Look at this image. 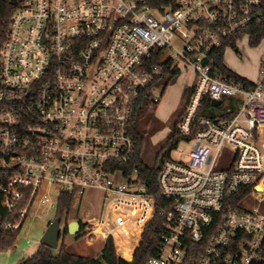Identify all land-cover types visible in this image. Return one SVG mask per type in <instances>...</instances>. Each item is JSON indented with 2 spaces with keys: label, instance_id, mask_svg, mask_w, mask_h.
Here are the masks:
<instances>
[{
  "label": "built area",
  "instance_id": "obj_1",
  "mask_svg": "<svg viewBox=\"0 0 264 264\" xmlns=\"http://www.w3.org/2000/svg\"><path fill=\"white\" fill-rule=\"evenodd\" d=\"M13 1L0 41V192L19 220L4 229L50 203L52 189L72 205L97 192L102 209L82 223L86 236L116 240L129 221L140 243L161 200L147 264H185L212 224L196 264H264V60L247 88L213 73L212 56L227 40L264 45V0ZM174 71L192 72L194 90L167 130L192 146L161 159L153 193L123 168L136 151L130 122L140 101L156 111L159 79ZM207 99L225 109L203 113Z\"/></svg>",
  "mask_w": 264,
  "mask_h": 264
},
{
  "label": "trees",
  "instance_id": "obj_2",
  "mask_svg": "<svg viewBox=\"0 0 264 264\" xmlns=\"http://www.w3.org/2000/svg\"><path fill=\"white\" fill-rule=\"evenodd\" d=\"M14 7L15 6L9 0H0V41L4 39ZM250 46H258L256 40L254 42H251ZM228 47L238 54V50L236 49L232 41L227 40L226 42H224L220 48L216 49L212 53L214 66L220 71L213 73H218L229 79L241 82L245 84L247 88H253L254 83L244 77L239 76L225 65L224 51ZM166 73L168 74V76ZM179 73L180 72L177 71L171 73H163L162 78L159 80L167 78L165 89L167 88L169 82L177 77ZM193 87L194 86L192 85L190 88H187L184 91L183 99L189 98L194 90ZM147 105L148 100H144L142 102L140 101L134 108V113L130 122V132L136 141V151L133 158L127 164L123 165V168L127 174H132L134 171H136L137 180L141 183H144L147 186L148 190L154 193L158 191V187L156 184V178L159 172V169L157 168V161L159 159L170 157L171 153L177 149L179 143L181 141H184L185 138L178 132L174 125L172 133L168 136L164 145L158 150L153 165H146L142 159V156L147 134L143 129L142 124L144 122L143 118L145 117ZM220 106H217V108ZM214 108L215 107H213L211 101L207 99L204 102L203 113L211 114ZM6 181L7 177L0 169V187L4 186L6 184ZM241 199L242 196H235V204H237ZM163 206L164 203L161 200L157 201L155 216L146 224L141 241L137 248L134 250L133 259L131 262H127L116 255L113 239L109 237L104 242L100 255L97 258L71 254L67 252L66 245L64 241H62L59 252L57 254L53 253V249L40 244L37 251L33 255L19 262L18 264H147L148 259L155 256L156 254L158 231L163 222V217L160 215V210ZM71 207V196L64 192L61 193L55 206L53 220L59 219L60 222H62L63 219L67 220ZM18 220L19 217L15 210L11 212L4 208L3 195L0 192V251L11 249L14 246L23 224L20 225L17 229H4V226L9 223L16 224ZM79 225L80 228L77 239L81 238V236L83 235L81 234V232H84L86 227L80 222ZM214 229V224L206 227V229H204L203 238L197 243H190V250L188 252L185 264H196V261L202 254L208 239L214 232ZM67 234V223H65L64 236Z\"/></svg>",
  "mask_w": 264,
  "mask_h": 264
},
{
  "label": "rangeland",
  "instance_id": "obj_3",
  "mask_svg": "<svg viewBox=\"0 0 264 264\" xmlns=\"http://www.w3.org/2000/svg\"><path fill=\"white\" fill-rule=\"evenodd\" d=\"M238 48V54L227 48L224 52V61L227 67L234 72L239 73L242 77L248 79L252 83H256L259 80V67L264 60V45L260 44L256 47L248 45L245 39L238 42L236 46ZM194 81L191 72H180L177 77L172 79L167 88L163 90V96L160 100L156 111L155 108L147 107L144 122L142 124L143 129L146 131V143L143 149L142 159L148 166H152L155 160V156L158 150L164 145L170 132L167 128L172 127L175 123L177 116L180 112V108L183 104V93L185 88L190 86ZM163 88H157L156 94H159ZM235 102L232 98H224V105ZM225 108H215L213 112L220 113ZM192 142L181 141L178 148L171 153L173 159H180L190 150ZM57 188L50 194L51 202L44 206L35 208L32 210L28 218L23 223V226L18 234L14 247L8 250L0 251V264H18L21 258H28L37 251V246L40 245V238L47 228V223L53 221L55 213L56 193ZM103 196L97 192H89L84 198L81 204L72 205L67 220L61 222V234L58 241V247L53 249V253L57 254L61 242L64 241L67 252L75 255H82L87 257L97 258L100 255L104 242L106 240H90L84 232L81 238L77 239V234H67L64 236L65 223L77 221L83 223L92 217H98L102 209ZM261 211L264 212V202L261 206ZM140 234V232H139ZM139 238V235H138ZM116 255L120 258L126 259L127 262H131L133 259V253H131L130 259L121 257L116 246V240H113ZM139 241L132 243L133 248H137ZM91 245V246H90ZM35 247V248H34ZM34 248V250H32ZM134 249V250H135ZM33 251L32 253L30 251Z\"/></svg>",
  "mask_w": 264,
  "mask_h": 264
},
{
  "label": "bare ground",
  "instance_id": "obj_4",
  "mask_svg": "<svg viewBox=\"0 0 264 264\" xmlns=\"http://www.w3.org/2000/svg\"><path fill=\"white\" fill-rule=\"evenodd\" d=\"M262 187H264V179L262 181ZM118 218L120 220H123L122 216L120 215H118ZM123 225L124 226H120L117 229L118 233L115 234L116 246L118 248L120 256L130 259L131 252L133 250V247L131 246L133 244H131V242H137L140 232V226L138 224L132 225L129 223V221H127ZM96 233L98 234V230L96 231Z\"/></svg>",
  "mask_w": 264,
  "mask_h": 264
},
{
  "label": "water",
  "instance_id": "obj_5",
  "mask_svg": "<svg viewBox=\"0 0 264 264\" xmlns=\"http://www.w3.org/2000/svg\"><path fill=\"white\" fill-rule=\"evenodd\" d=\"M14 3V1H11ZM218 101H213L212 105H218ZM161 167V159L157 162V168ZM61 222L59 219H54L52 222L49 223L45 232L43 233L42 237L40 238V244L44 245L51 249H56L58 247V241L61 234ZM79 222L73 221L67 224V230L69 234H77L79 232Z\"/></svg>",
  "mask_w": 264,
  "mask_h": 264
},
{
  "label": "crops",
  "instance_id": "obj_6",
  "mask_svg": "<svg viewBox=\"0 0 264 264\" xmlns=\"http://www.w3.org/2000/svg\"><path fill=\"white\" fill-rule=\"evenodd\" d=\"M224 63H225V61H224ZM226 65V64H225ZM229 68V67H228ZM230 69V68H229ZM233 71V70H232ZM234 72V71H233ZM236 74H238L239 76H241L239 73H237V72H235ZM191 74H192V72H191ZM192 77H194V75L192 74ZM242 77V76H241ZM248 80V79H247ZM192 84H193V82L191 83V85L190 86H188V87H186L185 88V90L187 89V88H190L191 86H192ZM86 220H84L83 222H85ZM49 225V222L47 223V225L46 226H48ZM91 246V245H90ZM14 247V246H13ZM39 246H37V248H38ZM35 248V247H34ZM34 248L32 249V250H34ZM134 249L135 248H133V250H132V252H134ZM30 251L31 253L33 252V251ZM99 252H101V250L99 251ZM122 257V256H121ZM29 258V257H28ZM26 258H21L19 261H18V263L19 262H21V261H23V260H25ZM123 260H125L126 261V259H124V258H122Z\"/></svg>",
  "mask_w": 264,
  "mask_h": 264
}]
</instances>
